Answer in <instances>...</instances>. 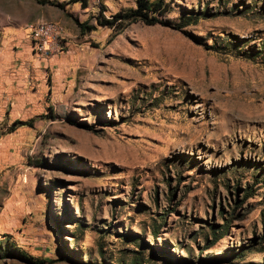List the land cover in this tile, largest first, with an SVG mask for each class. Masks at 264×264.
Wrapping results in <instances>:
<instances>
[{
	"label": "rangeland",
	"instance_id": "obj_1",
	"mask_svg": "<svg viewBox=\"0 0 264 264\" xmlns=\"http://www.w3.org/2000/svg\"><path fill=\"white\" fill-rule=\"evenodd\" d=\"M165 2L0 0V264H264V0Z\"/></svg>",
	"mask_w": 264,
	"mask_h": 264
},
{
	"label": "trees",
	"instance_id": "obj_2",
	"mask_svg": "<svg viewBox=\"0 0 264 264\" xmlns=\"http://www.w3.org/2000/svg\"><path fill=\"white\" fill-rule=\"evenodd\" d=\"M75 3H79L82 9H86L88 6V0H73ZM170 4L166 3L165 0H136V6L133 9L126 11L118 12L114 14L110 19H103L100 21L99 18H96V24L98 26H106L107 28L113 29L115 31H122L127 25L141 22L146 26L154 25H164L168 26V21L164 20L166 14L169 13ZM190 23H185L183 25H177L175 28L181 30L184 26L189 25ZM84 30L93 31L95 30L94 25H82L81 27ZM24 125L31 126V121L23 123ZM4 254L0 258H4ZM20 258L27 260L24 255H20ZM131 264H143L142 262L135 260Z\"/></svg>",
	"mask_w": 264,
	"mask_h": 264
},
{
	"label": "built area",
	"instance_id": "obj_3",
	"mask_svg": "<svg viewBox=\"0 0 264 264\" xmlns=\"http://www.w3.org/2000/svg\"><path fill=\"white\" fill-rule=\"evenodd\" d=\"M33 52L41 58L59 55L63 49L64 28L51 21H38L29 26Z\"/></svg>",
	"mask_w": 264,
	"mask_h": 264
},
{
	"label": "crops",
	"instance_id": "obj_4",
	"mask_svg": "<svg viewBox=\"0 0 264 264\" xmlns=\"http://www.w3.org/2000/svg\"><path fill=\"white\" fill-rule=\"evenodd\" d=\"M32 48V47H31Z\"/></svg>",
	"mask_w": 264,
	"mask_h": 264
}]
</instances>
